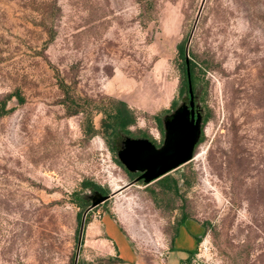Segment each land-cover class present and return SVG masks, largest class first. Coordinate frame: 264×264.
<instances>
[{
	"label": "rangeland",
	"instance_id": "374dc122",
	"mask_svg": "<svg viewBox=\"0 0 264 264\" xmlns=\"http://www.w3.org/2000/svg\"><path fill=\"white\" fill-rule=\"evenodd\" d=\"M196 18L188 56L208 120L192 160L168 174L179 195L158 180L117 192L131 179L99 108L123 102L129 130L160 142L156 118L181 101L178 46ZM59 79L89 102L83 112L68 115ZM15 92L22 104L6 99ZM5 100L0 264H74L84 182L115 194L88 212L78 264H264V0H0ZM182 214L200 229L192 256L170 248Z\"/></svg>",
	"mask_w": 264,
	"mask_h": 264
},
{
	"label": "trees",
	"instance_id": "16d2710c",
	"mask_svg": "<svg viewBox=\"0 0 264 264\" xmlns=\"http://www.w3.org/2000/svg\"><path fill=\"white\" fill-rule=\"evenodd\" d=\"M185 41H183L178 46V58H179V67H180V99L188 101L189 99V84H188V77L186 72V65H185ZM189 83L190 88L194 96H196L197 103L199 104V89L201 88V82L199 78V74L196 68V64L189 59ZM58 88L62 92L63 98H62V104L66 107V111L68 115H76L77 113L83 112L85 106L88 105L89 102L87 100H82L80 98H77L74 96V94L71 91V88L62 80H58ZM12 97H16L18 104L23 103V99L21 98L20 94L18 92H15L11 95H9L6 99L10 100ZM176 105V103L173 104V107ZM13 111V108L6 109V100L2 102L0 106V115L4 116ZM100 113H102L103 118L100 121V132L102 134V137L106 141V144L109 148V150L117 155L118 151L120 150L122 143L127 139H142V140H148L151 142L154 146H157V142L152 140L149 136H147L144 133H141L139 135L133 134L129 128L134 124V116L132 112L127 108V106L117 100H111L107 105L101 106L99 108ZM167 113V112H166ZM199 116L201 120V126H200V138L198 141L199 145L201 141L203 140V127L207 123V112L206 109L199 105ZM156 121L158 123V129L161 130V120L158 116L156 118ZM84 134L86 136H92L95 134V131L92 126V122L90 119V116L86 117V122L84 125ZM116 163L124 170L127 177L131 180L135 178V175L129 172L128 170L123 167L118 159L116 160ZM140 184H143L142 182H139ZM158 185L166 192H171L173 195L178 196L179 195V186L177 180L171 178L170 176L166 175L163 178L159 179L157 181ZM83 187L87 190H94L99 192L102 195H108V191L95 185L90 182H84ZM73 202L77 205V207L81 210V212L77 213V220L80 223V220L82 219V213L88 209L90 206V202L86 199V196H79L74 195L73 196ZM88 214V213H87ZM87 214L85 216L84 222L88 223ZM188 220L185 214H182L180 220L177 222V227L175 229V233L170 241V248H173V241L178 235L179 228L184 225V223ZM201 241L200 238H196V244H198ZM188 255L192 256L195 254V250L186 252ZM119 262L124 263L123 260H119ZM112 262H109V264ZM78 264V263H77Z\"/></svg>",
	"mask_w": 264,
	"mask_h": 264
},
{
	"label": "water",
	"instance_id": "95a60500",
	"mask_svg": "<svg viewBox=\"0 0 264 264\" xmlns=\"http://www.w3.org/2000/svg\"><path fill=\"white\" fill-rule=\"evenodd\" d=\"M197 18L185 46V65L189 84V111H187V108L179 107L164 117L165 139L159 148H155L148 140L142 139L127 138L122 143L117 153L118 161L129 172L139 173L140 175L132 182L121 187L117 192L138 182L149 185L190 162L193 158L194 149L198 144L201 133L200 120L198 115L195 116L194 95L189 83L188 48ZM114 194L115 193L104 196L97 191L90 190L89 195L86 196V199L90 202V206L84 212L81 219L79 241L74 264H77L80 237L86 214L100 204L106 202Z\"/></svg>",
	"mask_w": 264,
	"mask_h": 264
},
{
	"label": "crops",
	"instance_id": "0c3cea01",
	"mask_svg": "<svg viewBox=\"0 0 264 264\" xmlns=\"http://www.w3.org/2000/svg\"><path fill=\"white\" fill-rule=\"evenodd\" d=\"M200 229L191 228L187 223L184 226L180 227L177 237L173 241V248L178 253H186L192 251L196 247V238H199ZM180 236H184L188 241L192 242L191 247L178 246L177 242Z\"/></svg>",
	"mask_w": 264,
	"mask_h": 264
},
{
	"label": "flooded vegetation",
	"instance_id": "af4514ba",
	"mask_svg": "<svg viewBox=\"0 0 264 264\" xmlns=\"http://www.w3.org/2000/svg\"><path fill=\"white\" fill-rule=\"evenodd\" d=\"M196 99H197L196 96H194V98H193V102H194V112H195V116L198 115L199 120H200V116H199V105H198ZM179 107L187 108V111H189V99H188V101L181 100V101L179 102L178 105L174 106L172 110H170L169 112L165 113V114L160 118V120H161V130L158 129V130H159V135H160V142L157 143V146H154V145L150 142L155 148H159V147L163 144L164 139H165V130H164V124H163V119H164V117H165L166 115H169L171 112H173L174 110H176V109L179 108ZM200 126H201V120H200ZM132 174L135 175V178H134V179H136V178L140 175L139 173H132ZM134 179H133V180H134ZM133 180H131V182H132Z\"/></svg>",
	"mask_w": 264,
	"mask_h": 264
}]
</instances>
